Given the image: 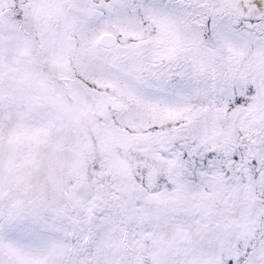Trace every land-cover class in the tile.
<instances>
[{
	"label": "snow or ice",
	"instance_id": "obj_1",
	"mask_svg": "<svg viewBox=\"0 0 264 264\" xmlns=\"http://www.w3.org/2000/svg\"><path fill=\"white\" fill-rule=\"evenodd\" d=\"M0 264H264V0H0Z\"/></svg>",
	"mask_w": 264,
	"mask_h": 264
}]
</instances>
